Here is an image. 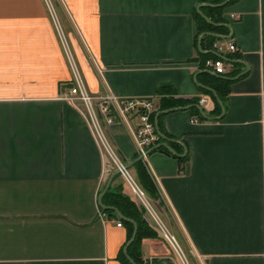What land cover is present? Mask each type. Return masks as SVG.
<instances>
[{
  "label": "crops",
  "instance_id": "obj_1",
  "mask_svg": "<svg viewBox=\"0 0 264 264\" xmlns=\"http://www.w3.org/2000/svg\"><path fill=\"white\" fill-rule=\"evenodd\" d=\"M208 3L0 0V264H125L128 226H117L99 198L118 183L135 196L120 175L113 179L86 117L63 98L72 73L55 24L66 26L92 94L109 88L157 104L164 85L176 99L207 97V117L196 122L184 106L155 113L159 131L177 145L171 150L187 159L151 150L141 162L159 200L148 198L187 264H264V0L225 4L222 28L211 33L236 50L222 53L200 47L209 31L199 33L195 12L201 4L211 22ZM210 55L237 72L220 75L230 81L217 115L209 112L219 97L202 90L209 70L200 65ZM105 132L136 176L129 130L113 124ZM157 233L139 240L142 259L183 264Z\"/></svg>",
  "mask_w": 264,
  "mask_h": 264
},
{
  "label": "built area",
  "instance_id": "obj_2",
  "mask_svg": "<svg viewBox=\"0 0 264 264\" xmlns=\"http://www.w3.org/2000/svg\"><path fill=\"white\" fill-rule=\"evenodd\" d=\"M55 27L72 73L71 84L67 92L64 93L63 98L84 114L93 134L110 159L114 171H116L129 185L138 206L143 208V217H146L154 228L171 244L173 251L183 264H187L173 234L169 232L163 222L158 218L152 207L151 200L136 183L125 162H123L114 151L105 132L106 128L110 125H124L131 134L136 156L144 164H147L150 150L162 140L153 118L154 114L159 109L157 104L151 96H121L109 88H106L101 93H90L86 88L61 27L58 24H55ZM212 48L218 53H222L223 51L234 52L236 50V45L232 40H228L226 44L214 41L212 43ZM202 65L204 69L215 74L224 75L228 72L227 64L222 57L207 58ZM207 101V97H201L198 103L203 105L206 104ZM134 120L135 122L133 123ZM197 120L196 116L191 117L192 122H196ZM121 224V220L116 222L117 226ZM147 261L148 264H154L153 258H149ZM155 264L173 263L162 258L155 262Z\"/></svg>",
  "mask_w": 264,
  "mask_h": 264
},
{
  "label": "trees",
  "instance_id": "obj_3",
  "mask_svg": "<svg viewBox=\"0 0 264 264\" xmlns=\"http://www.w3.org/2000/svg\"><path fill=\"white\" fill-rule=\"evenodd\" d=\"M223 0H208L209 4L203 5L202 9L205 15L211 20L212 23L207 22L202 16H200L197 12H195V15L199 20L204 24V26L199 27V33L203 31L202 29H206L209 32H215L219 31L222 27L220 25H216V23H222L224 21L223 19V6H218L215 4H218L222 2ZM230 0L229 2H231ZM228 2V3H229ZM227 3V4H228ZM201 28V29H200ZM204 41L200 42V47L201 49L204 47H210L213 41L215 40V35L211 34H206L203 35ZM212 58H217L218 56L215 55H210ZM203 65L201 64L200 67ZM203 68V67H202ZM206 76V82L202 90L206 93H210V89L214 90L219 97L218 100L215 102V106L210 111L212 115H217L221 112L222 110V96L224 93L227 91V84L230 81V78L227 77H222L219 74L215 75L210 72H203ZM234 72H229L226 73L225 76H233ZM237 74V72L235 73ZM234 74V75H235ZM159 95H161L160 100L158 101V108L159 110L162 111H167L170 108L173 107H179V106H187L189 104H192L189 109L191 110L192 114H194L198 119L204 118L199 109L194 105L197 103V98H192V99H176L172 96V91L168 86H161L157 90ZM211 94V93H210ZM212 96V95H211ZM155 116V114H154ZM153 116V118H154ZM168 138V137H167ZM163 140V138H161ZM177 145L176 143L171 140V138H168L166 143L163 145H160L158 149L163 150L166 153H172L171 148H175ZM174 154V153H173ZM178 160L180 162H184L187 159V153L184 155H176ZM133 166L135 168L136 172V182L138 185L143 189V191L146 193L147 196L154 200H159V194L156 189L155 184L153 183L150 174L146 170L145 166L141 162L140 159L135 158L133 162ZM119 174L116 173L113 176V179L116 178ZM122 183H118L116 186L113 188H107L102 196V201L103 204L109 205V206H114L116 207L124 216L132 219L135 221L137 224V232L135 235L134 240L129 244L127 247V253L128 255L133 259V261L136 264H148L147 260L142 259L139 251L135 248L139 242V240L144 237V236H158L157 231L150 226V224L146 221V219L143 217V208L138 206V204L135 202L133 199L132 195H128L124 192H122ZM104 211L109 212L110 214H115L113 210L110 209H103ZM122 222H124L128 226V237H130L133 225L129 221H125L121 218H119ZM125 264H132L126 257L125 255L123 256ZM162 259V258H160ZM159 258H153V263L160 260Z\"/></svg>",
  "mask_w": 264,
  "mask_h": 264
},
{
  "label": "water",
  "instance_id": "obj_4",
  "mask_svg": "<svg viewBox=\"0 0 264 264\" xmlns=\"http://www.w3.org/2000/svg\"><path fill=\"white\" fill-rule=\"evenodd\" d=\"M230 0H223L222 2H220V3H218V4H215V5H218V6H223V5H225L226 3H228ZM209 4V3H208ZM201 5V4H200ZM200 5L199 6H197V8H198V13L206 20V21H208V19L203 15V13L200 11ZM208 22H210V21H208ZM210 23H212V22H210ZM204 33H207V34H211V35H216V34H214V33H211V32H204ZM217 36V35H216ZM199 38H200V36H199ZM207 72H210V71H207ZM210 73H212V74H215V73H213V72H210ZM215 75H217V74H215ZM223 77V76H222ZM213 94H214V96L217 98V95H216V93L214 92V90H212V89H210V88H208ZM192 104H189V105H187V106H184V107H186V108H189L190 106H191ZM198 109H199V111H200V113H201V115L203 116V117H207L206 116V114L204 113V110H203V108H202V106L200 105V104H194ZM180 108V107H179ZM175 109H177L176 107H173V108H170L169 110H175ZM161 111H159V112H157V114H156V118H157V116H158V114L160 113ZM155 124H156V127H157V130L159 131V129H158V126H157V122H155ZM159 133H160V136H161V138H163V139H165V140H167L168 138L165 136V135H163L160 131H159ZM164 143H159V144H157L154 148H152L151 150H153V149H155V148H158L160 145H163ZM150 150V151H151ZM172 151V150H171ZM172 153H174V154H176V155H181V154H178V153H175V152H173L172 151ZM138 158V157H137ZM139 159V158H138ZM116 173V171H114L113 172V174H115ZM99 204H100V206L102 207V208H104V209H110V210H113L116 214H117V216L119 217V218H121V219H123V220H125V221H129V222H131L132 223V225H133V229H132V233H131V235H130V237H129V239L127 240V242L125 243V245H124V247H123V253H124V255L126 256V258L132 263V264H136L134 261H133V259L127 254V247L129 246V244L134 240V238H135V235H136V232H137V224L135 223V221L134 220H132V219H130V218H128V217H126V216H124L116 207H114V206H108V205H104L103 203H102V201H101V199L99 198Z\"/></svg>",
  "mask_w": 264,
  "mask_h": 264
},
{
  "label": "rangeland",
  "instance_id": "obj_5",
  "mask_svg": "<svg viewBox=\"0 0 264 264\" xmlns=\"http://www.w3.org/2000/svg\"><path fill=\"white\" fill-rule=\"evenodd\" d=\"M60 27H61V29H62V32H63V35L64 36H66V39H67V41H68V34H67V28H66V26H64V25H60ZM73 33V32H72ZM68 43H69V41H68ZM70 44V43H69ZM68 44V45H69ZM69 48H70V50H71V52H72V48L69 46ZM110 160V159H109ZM110 163H111V161H110ZM110 167L112 168V170H114L113 169V166H112V164H110ZM133 175V177L136 179V176L134 175V174H132ZM177 256V255H176ZM187 256V255H186ZM178 258V257H177ZM187 259H188V256H187ZM189 260V263L190 264H193V262L190 260V259H188Z\"/></svg>",
  "mask_w": 264,
  "mask_h": 264
}]
</instances>
